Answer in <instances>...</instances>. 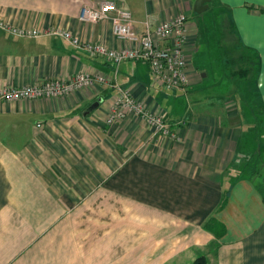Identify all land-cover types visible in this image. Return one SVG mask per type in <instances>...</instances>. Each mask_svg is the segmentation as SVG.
I'll list each match as a JSON object with an SVG mask.
<instances>
[{
    "label": "crops",
    "instance_id": "obj_1",
    "mask_svg": "<svg viewBox=\"0 0 264 264\" xmlns=\"http://www.w3.org/2000/svg\"><path fill=\"white\" fill-rule=\"evenodd\" d=\"M106 1L130 10L139 33L147 20L155 27L187 15L188 84L166 91L146 61L117 67L59 36L0 27V94L81 72L109 81L64 96L0 99V264H192L201 255L209 264H264V199L238 175L264 150V114L253 109L264 112V0H212L202 14L195 0H0V22L60 27L120 49L111 21L80 18ZM215 38L236 69L223 71L231 88L213 99L199 89L209 71L200 78L193 56ZM116 84L164 115L176 135L134 114L109 123ZM210 219L222 235L205 227Z\"/></svg>",
    "mask_w": 264,
    "mask_h": 264
},
{
    "label": "built area",
    "instance_id": "obj_2",
    "mask_svg": "<svg viewBox=\"0 0 264 264\" xmlns=\"http://www.w3.org/2000/svg\"><path fill=\"white\" fill-rule=\"evenodd\" d=\"M81 20L87 22H112L114 36L125 43L120 49L110 48L102 43L83 41L78 34L60 27L48 29L13 26L0 22V27L13 35L38 37L56 35L72 46L87 52L90 56H104L118 67L123 61H146L156 84L166 91L183 89L188 84V66L191 54L188 52V17L182 12L155 27L147 20L145 31L139 33L134 27L133 14L127 8L113 1H106L96 7L84 8ZM101 74L77 73L67 80L47 79L42 83L4 88L0 99L14 101L19 99L49 98L64 96L76 90L108 83ZM118 90L108 117L109 123L117 122L128 114H134L148 123L157 133L174 137L164 115L148 108L135 99L128 88L116 84Z\"/></svg>",
    "mask_w": 264,
    "mask_h": 264
},
{
    "label": "rangeland",
    "instance_id": "obj_3",
    "mask_svg": "<svg viewBox=\"0 0 264 264\" xmlns=\"http://www.w3.org/2000/svg\"><path fill=\"white\" fill-rule=\"evenodd\" d=\"M223 55L224 53L221 50V48H219V44L217 42V39L215 38L213 40L212 47H210V49L206 51H204V49H200L193 56V60H195L194 64H196V67L201 71L200 78H202V74L207 73L206 70L209 71V76L204 78L205 82L199 85V89L201 88L204 89L205 90L204 93L213 97V99H216L220 95L226 94L227 93L226 90L228 89L230 90L231 88V85L228 86L229 83H227L226 85L224 84L225 83L224 79H228V77L225 76L226 74H224L223 71L229 68L236 69L232 64L226 65L223 63L224 62ZM228 74H230V72ZM179 94H180V100H183L184 102H186L188 98L191 97V94L187 95L185 92ZM235 95L236 97H238V99H241V93ZM243 103L245 106L247 105L246 101L244 100ZM253 106H254L253 109H255V113L258 114V116L260 115L263 116L264 112L262 108H260L258 105H253ZM261 125L263 126L261 131H263L264 124Z\"/></svg>",
    "mask_w": 264,
    "mask_h": 264
},
{
    "label": "trees",
    "instance_id": "obj_4",
    "mask_svg": "<svg viewBox=\"0 0 264 264\" xmlns=\"http://www.w3.org/2000/svg\"><path fill=\"white\" fill-rule=\"evenodd\" d=\"M202 14V13H201ZM249 161V162H248ZM251 161V162H250ZM264 150L257 149L253 156H249L245 158L243 162V169L238 171V175H246L251 180L254 181L257 190L261 193L264 199ZM205 227L210 229L211 231L214 230L217 235H222L223 226L219 223L216 219H210L206 224ZM216 227H220L221 233L215 229ZM192 264H209L208 258L206 255H201L197 257Z\"/></svg>",
    "mask_w": 264,
    "mask_h": 264
},
{
    "label": "water",
    "instance_id": "obj_5",
    "mask_svg": "<svg viewBox=\"0 0 264 264\" xmlns=\"http://www.w3.org/2000/svg\"><path fill=\"white\" fill-rule=\"evenodd\" d=\"M211 1L212 0H195L194 8H193L194 12L197 13V14L203 13L206 9H208L209 3ZM98 105H99V101L95 102L87 110H85L83 115L90 114L92 112V110H94Z\"/></svg>",
    "mask_w": 264,
    "mask_h": 264
}]
</instances>
